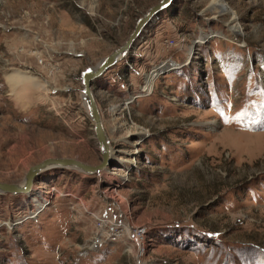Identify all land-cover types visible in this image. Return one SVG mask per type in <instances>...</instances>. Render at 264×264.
Instances as JSON below:
<instances>
[{"label":"rangeland","instance_id":"1","mask_svg":"<svg viewBox=\"0 0 264 264\" xmlns=\"http://www.w3.org/2000/svg\"><path fill=\"white\" fill-rule=\"evenodd\" d=\"M159 1L0 0V182L101 163L81 73ZM92 90L108 166L0 193V264H264V0H172Z\"/></svg>","mask_w":264,"mask_h":264},{"label":"water","instance_id":"2","mask_svg":"<svg viewBox=\"0 0 264 264\" xmlns=\"http://www.w3.org/2000/svg\"><path fill=\"white\" fill-rule=\"evenodd\" d=\"M172 0H160L151 6L136 22L133 31L130 33L125 42L105 56L95 67H89L81 73V84L83 86V97L87 103L88 115L93 122V130L97 139L100 154L102 155L101 163L98 165H89L77 159L67 157H51L31 166L26 174L23 184L0 182V193L8 192L12 194H26L31 190L35 177L43 170L50 167H73L86 173H93L104 169L108 166L111 155V148L107 141V136L103 128L99 109L97 107L92 82L101 76L108 68L114 65L120 58L121 54L128 53L134 42L139 37L143 28L150 23L157 14L171 4ZM163 5V6H162Z\"/></svg>","mask_w":264,"mask_h":264},{"label":"bare ground","instance_id":"3","mask_svg":"<svg viewBox=\"0 0 264 264\" xmlns=\"http://www.w3.org/2000/svg\"><path fill=\"white\" fill-rule=\"evenodd\" d=\"M124 55H126V53L121 54V57H123ZM32 77L24 73L22 74L21 71H15V72H10L8 74H5V78L7 80V83L9 84V88L12 91L13 96L15 97L16 104L22 105L21 107L25 106L24 104L28 103L29 101V97L27 95V92L25 91L26 88H29V87H26V84L33 83L35 87L40 86L39 82H36V79ZM85 105L87 107L86 101H85ZM23 183L24 181L21 184ZM136 242L138 243V245L140 244L138 239L136 240Z\"/></svg>","mask_w":264,"mask_h":264},{"label":"built area","instance_id":"4","mask_svg":"<svg viewBox=\"0 0 264 264\" xmlns=\"http://www.w3.org/2000/svg\"><path fill=\"white\" fill-rule=\"evenodd\" d=\"M114 232H115V230H113L112 232L108 233V235H107L108 238H111V240H115V239L119 238L118 235L116 233H114ZM137 232H141V231H137ZM143 233L144 232H141V237H143Z\"/></svg>","mask_w":264,"mask_h":264},{"label":"snow or ice","instance_id":"5","mask_svg":"<svg viewBox=\"0 0 264 264\" xmlns=\"http://www.w3.org/2000/svg\"><path fill=\"white\" fill-rule=\"evenodd\" d=\"M165 3H167V0H165ZM163 6V5H162Z\"/></svg>","mask_w":264,"mask_h":264}]
</instances>
